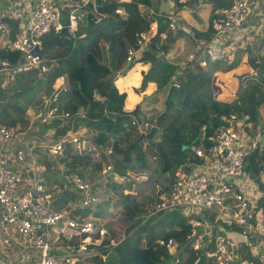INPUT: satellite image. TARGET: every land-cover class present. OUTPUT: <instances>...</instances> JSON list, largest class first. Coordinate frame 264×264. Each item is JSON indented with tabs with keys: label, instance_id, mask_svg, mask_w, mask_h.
<instances>
[{
	"label": "built area",
	"instance_id": "built-area-1",
	"mask_svg": "<svg viewBox=\"0 0 264 264\" xmlns=\"http://www.w3.org/2000/svg\"><path fill=\"white\" fill-rule=\"evenodd\" d=\"M88 1L92 0H65V4L58 6L54 0H35L34 8L12 39H8L9 24L0 12V36L8 40L6 47L1 48L18 51L24 60L15 66L0 65V86L14 84L16 75L23 71L44 70L40 36L50 30L59 32L63 26L61 18L72 35L80 19L76 10ZM253 4L254 0H230L226 8L219 10L220 16L211 23L214 33L209 41L214 44L208 46L209 59L226 63L234 59L240 46L235 41L224 45L218 37L240 27ZM63 7L68 8L65 17L59 12ZM161 23L164 27L151 21L146 30L135 34L134 44L126 47L127 63L137 62L142 50L154 38L159 44L166 38V30L180 29L170 15H163ZM142 62L149 66V62ZM198 64L205 65L206 59L202 57ZM67 89L66 74L55 77L49 94L43 96V111L33 118L45 122L55 115L66 117V112L57 113L56 104L58 94ZM94 97L100 99L98 94ZM143 123L145 128L147 123ZM249 124L246 116L229 114L223 117V123L207 137L208 144L200 142L191 147L199 162L192 163L187 171H176L168 190L154 205L156 212L176 209L189 217L185 242L195 254L194 262L204 255L214 264H264V203L259 202L261 198L264 200V167L254 173L247 170L251 158L264 160V152L260 132H249ZM29 127L30 124L24 129L0 124V237L16 246L18 253L16 261L7 264H101L105 252L119 240L110 237L98 217L91 214L82 217L73 212L77 207L90 206L92 209L101 194L95 191L94 184L75 174L72 184L77 192L75 200L56 207L58 190L47 188L34 174V145L23 138L29 133ZM43 136L37 140L47 139L46 143L37 145L48 155L59 154L66 144H71L75 150L86 144L78 132L72 130L59 134L55 140L47 132ZM200 136L203 139L204 132ZM98 172L101 173L98 178L105 181L110 176L116 183L130 176L129 172L124 175L113 172L109 164ZM107 172L110 173L108 177ZM237 182L245 183L249 189H243ZM106 234L107 243L103 242ZM164 244L174 258L180 252L177 247L182 245L172 238ZM174 260L177 262V257Z\"/></svg>",
	"mask_w": 264,
	"mask_h": 264
},
{
	"label": "trees",
	"instance_id": "trees-1",
	"mask_svg": "<svg viewBox=\"0 0 264 264\" xmlns=\"http://www.w3.org/2000/svg\"><path fill=\"white\" fill-rule=\"evenodd\" d=\"M148 2V0L88 1L82 6L80 19L72 35L66 36L50 30L40 36V54L45 59L43 63L45 69L32 68L16 75L15 81L20 84L12 88V92L15 93L10 101L0 105V124L17 126L19 129L26 128L29 118L25 111L35 100L28 98L24 102L17 101L22 93L20 90H27L43 82L45 87L41 91L48 93L53 79L64 73L68 89L58 94L56 109L57 113L66 112L67 116L55 115L45 122L34 118L28 132L31 133L33 126L37 125L38 135L48 128H53V135L56 136L67 129L76 130L83 123L89 132L91 131L88 134L89 144L81 151H73L71 145L66 144L57 155L43 152V157L38 160L46 170L51 164L50 158L55 156L56 161L64 165L65 172H74L85 179L86 173L95 175L105 164H109L113 172L124 175L132 168L130 152L135 153L136 160L143 159L139 142L134 143L141 132L134 124L122 123L127 115L120 114L114 117L115 119L110 116L119 114L122 110L123 98L117 95L112 81L122 65L131 66L133 63L125 61V51L128 45L134 44L135 34L146 30L151 22L148 12L139 7L147 6ZM184 3L173 0L172 5L177 9ZM213 3L214 7L221 10L229 5L230 0H213ZM116 9L122 10V13L116 12ZM212 12L204 30H193L190 33L193 40L209 41L213 37L211 23L220 16V13ZM62 13L65 17V11ZM7 20L12 23L11 19ZM15 31L14 24L10 28L11 39ZM154 40L155 38L145 46L136 60L149 62L148 68L140 76L137 90H142L145 84L151 81L155 84L156 90L164 93L163 114L159 116L157 131L147 147L156 160L160 161V170L165 171L161 180L154 179L162 182L160 191L165 192L180 164L197 161L191 147L200 142L202 131L203 143L208 144L207 137L222 124V117L229 113L240 116L246 114L252 121L257 120L259 115L263 117L264 87L261 86L263 85L261 82H264V56L257 53L262 44L255 47L259 57L257 62H253L256 58L253 50L248 49L247 53L253 55L248 59L254 66L255 76L244 77L241 90H238L233 98L225 100L214 93L212 73L217 68V61L208 60L206 66L195 73L184 71L183 75H177L175 77L177 86H174L172 78L176 76V66L156 56L161 44H156ZM0 51V54L8 56L5 59L8 61L7 64L16 65L18 51L14 49ZM235 63L234 61L224 65L222 69L230 70ZM36 78L39 79L33 85ZM7 94L9 93L0 88V100H4ZM94 94H98L101 99L94 98ZM79 110L83 111V115L79 114ZM141 119L143 118L137 113V123L142 122ZM112 135H115V139L109 144L108 138ZM107 145L110 146V151L104 152L103 148ZM256 169L257 167H254V170ZM181 170H185V167H181ZM52 180L56 182L55 178ZM121 181H125L124 178ZM142 182L143 180L137 184ZM101 183L99 181L93 186L102 185ZM120 183L116 184L111 179L108 184L118 195L114 204L124 208L123 238L107 252L104 264H213L204 255L194 263L195 254L189 250L185 242L189 227L188 217L176 210L152 213L155 202L150 197L137 198L130 192L123 193ZM128 184L126 182L125 187H129ZM59 186L56 207L61 208L67 202L74 201L77 192L65 181ZM137 188L141 189L139 186ZM155 200L158 201L157 198ZM102 201L104 202V200L100 202ZM100 202L93 207L92 214L95 216H104L105 209L100 208L102 207ZM73 212L83 217L89 213V208L77 207ZM140 212L151 214L144 216L140 215ZM106 219L111 220L107 217ZM116 223L103 222L112 238L115 237ZM108 234L103 237L105 243L108 242ZM168 238L176 240L178 245L182 244V248L177 247L180 251L175 255L177 262L174 260L176 258L174 254L169 253L164 244ZM158 239L163 240L162 243H159Z\"/></svg>",
	"mask_w": 264,
	"mask_h": 264
},
{
	"label": "crops",
	"instance_id": "crops-1",
	"mask_svg": "<svg viewBox=\"0 0 264 264\" xmlns=\"http://www.w3.org/2000/svg\"><path fill=\"white\" fill-rule=\"evenodd\" d=\"M148 1H149L148 2L149 4L147 6L140 5L139 7L141 10H146L148 12V15L150 16L151 21H154L156 23V25H158L160 27H164V26H162V23H161V17L164 14L170 15L174 19L175 23L180 28H185L188 31H190V33L193 30H200V31L204 30L206 28L207 23H208V18L210 16L211 11H213L212 13L219 12V9H218L219 7H214L213 0H178V1L183 2V3L184 2H187V3L186 4L184 3L183 6L177 8V9H176V7H174L172 5L173 0H148ZM54 2L58 6L65 4V0H54ZM34 5H35V0H0V12H2L5 15V18H7L9 20L11 19V22H12V23L8 22V24H9L8 39L10 38L9 37L10 28L15 24L16 31H15L14 35L19 33V31L21 30V26H22L23 22L26 20L27 16L30 14V12L34 8ZM67 9L68 8L63 7L59 11L60 15L62 17L64 15L62 12L65 11V14H66ZM261 13L262 14L264 13V0H254L253 7H252L249 15L245 18L243 24L240 27H238L237 30L228 32V33L223 34V35L218 37V41L224 45L228 44V42H230V41H235L242 48V50L241 49L237 50L236 56L234 57V59L230 63H226L225 61H222V60H211V59H209L207 57L208 46L213 45L214 43L211 41L207 42V41L193 40L192 36H188V35H185L182 33L177 34L178 30H180V29L172 31V32H170L169 30H166V38H164L159 43V44H161V47H160V50L157 51L156 56L159 59L166 60V61H168V62H170L176 66V71H177L176 76H174L172 78V81L173 80L175 81V77H177V75H183L184 71L195 73L199 69L204 68L206 65L202 66V65L198 64L199 59H201L202 57L206 59V62H208V60L210 62L217 61L218 62L217 68L212 73V83H213L214 76L219 77L218 75H221V76L224 75V77L226 79H228V81L234 80V82L230 81V83H233V84L235 83L236 85H235V89L233 90L234 91L233 95H231L230 91H226V92L216 91V96L221 97L225 100L233 98L235 96V94H237L238 90H241V88L243 86V83H242L243 78L248 77V76H255L254 66H252V63H250V60L248 59L249 56H251L250 54L247 53L248 49L253 50L252 52H254V54L256 55V58L253 60V62H257L259 59V57L257 56V53L260 56L261 55L264 56V36H263V34H261V33H264V27L262 25H260L261 22L259 21L261 19V17H260ZM254 20H257L258 24H256ZM7 41L8 40L5 37L0 36V50L3 49V48H1V46L6 47ZM258 44H262V45H261V48L256 53L255 47ZM4 50H6V49H4ZM0 53H1V51H0ZM2 57H3V59H1ZM19 57L20 56L17 55L16 63H19L18 62ZM6 58H8V56H4V54H0V65L8 62L5 60ZM234 61L236 63L232 69L227 70V71L222 69L224 65L231 64ZM120 68L121 69L119 71H116L115 77H114V80L112 83L114 84L117 95L123 98L122 109L123 110H131V109H133V107L135 105H138L136 115L139 112L140 116L144 119V120L143 119H141V120H143L144 122L147 123V126L145 128L143 127L141 129H138V130L141 133H143V132L146 133L149 130V128L153 125L155 117L158 116L162 112V110H161L157 115L155 114L156 115L155 117H152V119H151L148 116L149 114H151V112H149L148 110H153L154 108H157L159 106V104H163L164 93L156 90L155 84L151 81H148L142 90H137L138 85H139L140 76L143 73V71H145L148 68V66H146L142 61L134 62L131 64V66L122 65ZM234 68H236V70L238 71L237 74H230V76H229L227 73L230 72L231 70H233ZM239 76H241V77L239 78ZM173 83H175V82H172V84ZM239 83H241L240 86H238ZM261 83L264 84V82H261ZM19 84L20 83H17V81H15V85L12 87H10V86L1 87L0 86V88L4 89V90L6 87L12 89L13 87H15L16 85H19ZM213 85H214V83H213ZM42 92L43 91L39 92L37 100L32 102L31 103L32 105H30L28 107V108L32 109V112H34L33 115L39 111H43L42 100H41ZM62 92H64V91H62ZM28 108H26L25 112L29 118L30 116L28 114L29 113ZM79 111H80L79 114L83 115V111L82 110H79ZM229 114H235L236 117L246 116V120L250 123L249 126L251 127V130L249 132H255V131L260 132V143H261V147L263 148V152H264V109L262 110L263 117H262V115H259L257 120H255V121L250 120L246 114L241 115V116L237 115L236 113H229ZM125 115H127V118L125 120H123L122 123L123 124L130 123V124L135 125L134 122H131L132 121L131 117H133V116L130 114H125ZM223 117H225V116H223ZM223 117H222V123H223ZM32 119H34L33 116L31 119L29 118L28 125L30 124V126L32 125L30 122V121H32ZM158 119H159V117H158ZM253 124H254V126H252ZM258 128H262V130H259ZM69 130L77 131L78 135L80 136L79 129H76V130L67 129L66 131H69ZM45 132H47L48 135L50 136V138H52L53 140H55L57 138V136L59 135V134H57L56 136H54L53 135V128H48L40 135L39 138H43L44 137L43 134ZM23 138H25V136H23ZM80 139H81V136H80ZM203 141H204V137H203V139H200V142L203 143ZM198 144H196V145H198ZM192 154H193V152H192ZM195 157L197 158L196 162H199V158L197 156H195ZM256 158L258 159L259 157H256ZM35 162H36L35 163L36 172L34 174L36 175V178L41 183L47 185V188H53L54 190H56L57 188H54V184H52V186L47 184L46 181H48V183L50 181L49 176H47L46 178L42 177L43 179L39 177L37 171H39V169H41L43 167L42 166L43 164L42 163L39 164L37 162V159H35ZM192 163H194V162H188V163L180 164V167H178L176 171H187V170H189V166ZM185 164L187 167L185 166ZM102 165H104V164H102ZM183 166L185 167V170H181V167H183ZM254 167H257V169L259 167H264V160L262 159L261 161H258V160L255 161L254 158H251L249 160L248 165H247V170L250 171V173H254L257 170V169L254 170ZM248 171H245V173H249ZM241 179L242 178H240L239 181ZM244 181H246V179H244L243 182ZM237 183L239 185H241L243 187V189H245V190L249 189L245 183H240V182H237ZM253 190H256V189L253 188ZM258 191H259V189H258ZM259 202L264 203V200L261 198V199H259ZM5 243L11 244L8 239H5L3 241V239L0 237V264H7L8 262L13 263L18 258L17 250L14 248L16 246H12L13 247L12 253L6 252L4 249Z\"/></svg>",
	"mask_w": 264,
	"mask_h": 264
},
{
	"label": "rangeland",
	"instance_id": "rangeland-1",
	"mask_svg": "<svg viewBox=\"0 0 264 264\" xmlns=\"http://www.w3.org/2000/svg\"><path fill=\"white\" fill-rule=\"evenodd\" d=\"M81 12H82V7H79L76 10V13L81 15ZM260 17H261V19L259 20L261 22L260 25H262L264 27V13L263 14L261 13ZM254 21L256 24H258L257 20H254ZM234 30H237V28H235L231 31H234ZM182 31L185 33V35L189 36L190 31H188L185 28H183ZM261 34H263V36H264V33H261ZM239 49L242 50L241 47H239ZM237 72L238 71L236 70V68H234L233 70H231L227 74L230 76V74H237ZM218 76L219 77L214 76V78H213V83L215 85V86L213 85L215 95H216V91H219V92L230 91L231 95H233L234 94L233 90L235 89L236 84L230 83V81L234 82V80L228 81V79H226L224 77V75L223 76L218 75ZM172 82H175V81L173 80ZM14 85H15V83L11 84L9 86L12 87ZM240 85H241V83H240ZM261 86L264 87V84ZM44 87H45L44 83L40 82V84L37 86L34 85L33 87H30L29 89H27L25 91L24 90L21 91L22 93L17 98V101L24 102V100L28 99V98H33L34 100H37L39 92ZM5 91L7 93H10V92H12V89L6 87ZM49 92L45 93L43 91L41 94V100L43 99V96L48 95ZM162 106H163V104H159V106L157 108H154L153 110L147 109L149 112H151V114L148 115L149 118L152 119V117H155L162 110V108H163ZM28 110H29L28 114L30 116L29 118L31 119L34 112H32V109H30V108H28ZM111 118H113V117H111ZM131 118H132L131 122L135 123L136 129H141V127H143V124H144L143 122H141V123L136 122V116H133ZM78 129H79V134L81 136V139L86 141L85 147L88 146V144H89L88 134H90L91 131L89 132V130L87 129L85 124L81 125ZM38 132H39V127L37 125H35V126H33L31 133H26L27 136H25V138L28 141H30V142H28V144H31V142L33 143L34 150H35V159H37V162L39 164H41V161L40 160L38 161V158L41 159L43 157L42 156L43 147H41L37 144L38 143L44 144V143H46L47 139H45L44 141L43 140H37L41 135V134L38 135ZM35 138H37V139H35ZM41 139H43V138H41ZM113 139H115V135H112L108 138V141H109L108 143L110 144V142ZM151 140H152V138H151ZM137 142H139L140 151L142 153L143 159L142 160H136L135 153L130 152L129 159H130V163L132 164L131 171H128L130 176L128 177V179H126L123 182L119 181V182H121L119 185H122V190H121L122 192H130L132 194H135L137 198H139L141 196L144 197L145 199H146V197H150L153 200V202L156 203L155 199L156 198L159 199L164 194V191H160V187L162 186L161 185L162 182L154 181V179L158 178L161 180L162 176L165 174V171L160 170V168H159V165L161 164L160 161L158 159H157L158 160L157 161L156 158L149 152V149H148L149 147H147L149 144V140L147 138L143 137L141 139H138ZM83 146H84V144H83ZM85 147H83L82 149H84ZM82 149H80V150L73 149V151L78 152V151H81ZM103 151L109 152L110 146L109 145L105 146L103 148ZM31 152L32 151H30V153ZM54 157L52 156V158H50L51 164L47 170L45 169V166L42 165L43 167L41 169H39V171H37V173H38L40 178H42V177L46 178L47 176H49L51 182L49 181V183H48V181H46L47 184L50 186H52V184H54V188H57L58 193H59L60 186L58 184H61L63 181H65L67 184L72 185L73 184V176L75 175V173L71 172V171L65 172L64 165L61 162H57L56 158H54ZM35 172H36V170H35ZM99 174H101V173L97 172L95 175H90L89 173H86L85 176H86V180L92 184H98L99 181H101L103 183L102 185H95L94 189H95V191H97L98 193L101 194V199L98 202H100L101 200H104V202L102 201L99 204H100V206H102L100 208L105 209V213H104V216H95L92 214V210L94 209L92 207V209H89L88 214H91L95 217H98L99 222L102 225H103L104 221H111V222L116 221L117 222L116 223V232H114L115 237H113V238H114V240L118 241L123 237V229L125 226V222L123 221L122 214H123L124 208L119 207L118 205L114 204V202L118 199V195H117V193L113 192L112 188L110 187V184H108L111 182V178L108 177V175H110V173H108V172L106 173L107 174L106 176L108 177L107 182H106V180L104 181V179L98 178ZM53 178H55L56 182L52 180ZM83 178H84V176H83ZM113 179L118 180L117 177H114ZM141 180H143V182L137 184L138 182H141ZM126 182L129 183L128 184L129 187H125ZM116 184H118V183H116ZM137 186H139L141 189H138ZM105 189H107V191H104ZM104 192H106V193H104ZM88 208H90V206H88ZM141 214H144V212H140V215ZM149 214H151V213H146V214H144V216H148ZM106 217L111 219V220H107ZM141 221H143V219H141ZM103 229L105 231H107V229L104 227V225H103ZM158 240H160V239H158ZM108 241H109V238H108ZM4 249L6 252L12 253L13 247L11 244L5 243Z\"/></svg>",
	"mask_w": 264,
	"mask_h": 264
},
{
	"label": "water",
	"instance_id": "water-1",
	"mask_svg": "<svg viewBox=\"0 0 264 264\" xmlns=\"http://www.w3.org/2000/svg\"><path fill=\"white\" fill-rule=\"evenodd\" d=\"M60 22H61V24H62L63 26H62L61 30H60L58 33H59V34L66 35V36H70V33H69L68 29H67V26L65 25V21L61 18V19H60ZM178 33L185 34L181 29L178 30L177 34H178ZM23 61H24L23 58L20 56L19 59H18V62L21 63V62H23ZM40 76H41V75H39V77H40ZM240 77H241V76H239V78H240ZM38 79H39V78H36V79L33 81V85L37 82ZM238 86H240V83L238 84ZM23 90L25 91L26 89H23ZM23 90H21V91H23ZM14 93H15V92H11L10 94H8L7 97H6L4 100H1V101H0V105L7 104V103L10 101V98H11V96H12ZM137 109H138V105H135V106L133 107V109H131V110H123V109H122V110L119 112V114H130V115H132V116H136V111H137ZM119 114L112 115L111 117L114 118L115 116H117V115H119ZM162 114H163V112H161L158 116L155 117L154 122H153V125L149 128V130H148L146 133H141V134L138 136V138L135 140L134 143H137V140H138V139H141V138H143V137L147 138V139L149 140V142H150V140H151L153 134H154V133L156 132V130H157L158 117H159L160 115H162ZM92 227L94 228V227H95V224H92Z\"/></svg>",
	"mask_w": 264,
	"mask_h": 264
},
{
	"label": "clouds",
	"instance_id": "clouds-1",
	"mask_svg": "<svg viewBox=\"0 0 264 264\" xmlns=\"http://www.w3.org/2000/svg\"><path fill=\"white\" fill-rule=\"evenodd\" d=\"M120 13H122V12H120ZM179 28H180V27H179ZM180 29H181V28H180ZM181 30H182V29H181ZM70 35H71V34H70ZM136 122H137V121H136ZM143 122H144V121H143ZM142 132H143V131H142ZM143 133H145V132H143ZM105 165H106V164H105ZM103 167H104V166H103ZM103 167H102V168H103ZM165 192H166V191H165ZM154 205H155V204H154ZM172 210H176V209H172ZM176 211H178V210H176ZM153 212H156V211L153 210L152 213H153ZM157 212H158V211H157ZM180 214H181V213H180ZM182 215H183V214H182ZM183 216H185V215H183ZM186 217H188V216H186ZM188 219H189V217H188ZM122 238H123V237H122ZM251 239H252V238H251ZM113 247H114V246H113ZM113 247H112V248H113ZM109 251H110V250H109ZM107 252H108V251H107ZM107 252H106V254H107ZM91 259H93V258H91ZM198 259H199V257H198ZM198 259H197V261H198ZM86 260H89V259L86 258ZM194 260H195V258H194ZM104 261H105V260H104ZM197 261H196V262H197ZM194 263H195V262H194ZM212 263H213V262H212ZM101 264H104V263L102 262ZM213 264H214V263H213Z\"/></svg>",
	"mask_w": 264,
	"mask_h": 264
}]
</instances>
